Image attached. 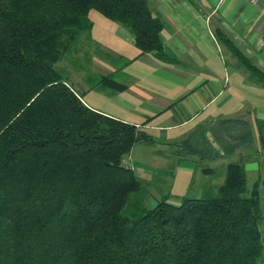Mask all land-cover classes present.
Listing matches in <instances>:
<instances>
[{
  "label": "trees",
  "instance_id": "trees-1",
  "mask_svg": "<svg viewBox=\"0 0 264 264\" xmlns=\"http://www.w3.org/2000/svg\"><path fill=\"white\" fill-rule=\"evenodd\" d=\"M92 10L127 29L142 54L169 61L150 0H0V264H261L264 179L249 187L244 156L208 197L126 214L143 186L124 159L153 139L89 108L56 67L93 43ZM217 36L264 86V70ZM95 86L124 89L111 75ZM259 131L264 148V123ZM251 136L222 153L200 131L182 149L216 162Z\"/></svg>",
  "mask_w": 264,
  "mask_h": 264
},
{
  "label": "crops",
  "instance_id": "crops-1",
  "mask_svg": "<svg viewBox=\"0 0 264 264\" xmlns=\"http://www.w3.org/2000/svg\"><path fill=\"white\" fill-rule=\"evenodd\" d=\"M150 8L164 22L161 36L169 61L142 54L127 29L92 10L96 51L86 60L91 74L84 78L83 66L74 72L85 105L135 125L153 139L137 143L124 159L143 186L132 200L148 208L165 197L182 201L198 174L201 194L216 191L228 164L240 156L247 158L248 176L259 173V157L249 155H260L259 126L264 123V86L239 66L217 36L222 31L264 70V0H150ZM92 75L98 81L111 75L124 89L91 85ZM200 131L217 151L234 146L226 139L237 143V137L249 133L252 144L241 146L232 158L202 163L197 154L182 149ZM207 168L211 171L206 173ZM220 172L216 182L213 176Z\"/></svg>",
  "mask_w": 264,
  "mask_h": 264
},
{
  "label": "rangeland",
  "instance_id": "rangeland-1",
  "mask_svg": "<svg viewBox=\"0 0 264 264\" xmlns=\"http://www.w3.org/2000/svg\"><path fill=\"white\" fill-rule=\"evenodd\" d=\"M95 51H96V49L94 48L92 43L87 42L85 45H82V48L80 49V53L78 55H75L76 57L74 56L72 58L65 59L64 61H61V62H59L57 64V66H56L57 69L62 71V73H63V75L65 77H69L70 79H72V81L74 79L73 84H74L76 89H79L80 87H79L78 82L75 81L76 78H75V73L74 72H77V71L79 72L80 68H82V66H83L86 69L85 70L86 72L84 71L85 74H86L84 76V78H86L89 74H91V72H90L91 64L87 65L86 60L89 61V58H91L93 56ZM90 62H92V61H90ZM90 62H88V63H90ZM88 67H89V69H88ZM96 76L97 75H92V78H91V81H90L91 85H95L98 82V80H94V78ZM238 133L241 134V131L238 132ZM238 133H236V132L234 133V131H233V135H235V136L238 135ZM232 139H233V137H232ZM235 140H236V138H235ZM226 141L228 142L227 145H229V147L236 144V142L234 140L231 141V140L226 139ZM259 148H261L260 149L261 150L260 151V155H258V156L249 155V157L252 156V158L259 157L258 162H259L260 167H261V170H260L259 173L250 174L248 176V185H249V187H252L253 183L256 182L258 179H260V180L264 179V148L263 147H259ZM221 152L224 153V151H221ZM247 154H248V152H247ZM245 155H246V153H245ZM234 159L236 161V159H238V157L234 158ZM221 160H223V159H221ZM232 161H233V159H232ZM220 175L223 176L221 172L220 173H216V175L213 176L214 180L216 182H218V177ZM224 175L226 176V172L224 173ZM225 176H223V177L225 178ZM200 178H202V175L198 174L196 176L195 181L193 182L191 191L189 192V195H188L189 197H192V198L203 197V196L208 197L207 196L208 194L215 193L214 190H211L208 193L206 191L204 194H201L199 191L202 188L203 182L200 180ZM260 195H261V208H262V213H263V219H262V221L260 223V230H261V233H262L263 244H264V184H262L261 187H260ZM180 202L181 201H174L173 203L178 205ZM142 206H143V204L138 205L136 200H132L131 199V203L126 209V214L132 215V214H134V212H136L137 209L139 210V207H142ZM144 207L148 208L145 205H144ZM262 262H261V264H264V259H262Z\"/></svg>",
  "mask_w": 264,
  "mask_h": 264
},
{
  "label": "built area",
  "instance_id": "built-area-1",
  "mask_svg": "<svg viewBox=\"0 0 264 264\" xmlns=\"http://www.w3.org/2000/svg\"><path fill=\"white\" fill-rule=\"evenodd\" d=\"M253 1H257V0H253Z\"/></svg>",
  "mask_w": 264,
  "mask_h": 264
}]
</instances>
